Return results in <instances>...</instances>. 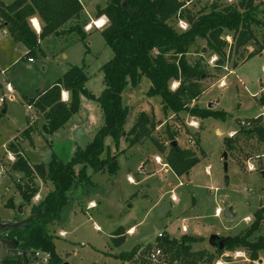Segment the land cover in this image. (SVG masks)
Segmentation results:
<instances>
[{"label":"rangeland","instance_id":"374dc122","mask_svg":"<svg viewBox=\"0 0 264 264\" xmlns=\"http://www.w3.org/2000/svg\"><path fill=\"white\" fill-rule=\"evenodd\" d=\"M188 1L194 13L200 9L209 10L213 3L225 5L239 2ZM257 2L260 3L257 17L264 20V0ZM180 24L178 21V27L183 29ZM257 29L261 37L262 30ZM0 30V69H10L7 73L15 87V92L9 93L4 75L0 73V98H5V102L1 103L5 112L0 117V169L5 170L0 174V222L7 223L30 217L32 204H39L54 189L50 181L38 178L36 182L40 190L32 204L22 199L16 184L23 182V174L12 172V161L7 157L6 147L11 140L18 134L20 136L30 123L34 127L33 141L23 138L18 144L32 164L47 160L50 147L55 150L56 146L57 149L60 147L58 155L68 160L77 149L90 143L104 125L99 103L82 95L79 113L71 118L69 127L62 128L58 133V136L66 139L74 136L75 140L70 139L65 143L50 141L53 134L42 133L44 119L35 108H29L26 97L34 96L38 88L45 89L54 83L70 63L87 65V88L96 96L101 95L105 87L101 67L113 57V51L102 34L93 30L85 41H78L67 48L68 57L66 53H61L64 41L48 38L41 45L44 54H37L34 62H29L23 58L21 51H14L8 31L4 28ZM226 40L229 44L233 43L232 36ZM251 50L253 47L247 52ZM232 51L230 59L221 67H217L218 57L212 54L205 39H199L188 54L192 62L204 58L210 72V76L202 81L204 92L192 105L222 110L226 112L222 118H197L188 111L165 110L161 95L148 93L151 87L149 77L142 76L135 83L129 82L123 92V103L129 109L124 123L126 131L135 124L138 115L145 112L160 122L153 137L163 142L167 151L171 144L168 131H171L176 135L174 141H177V145L196 150L201 146L204 153H199L200 161L188 175L178 176L168 164L165 171V155H161L152 138L134 145L123 138L117 148L113 138L108 136L103 156L119 153L115 174L108 169L95 174L90 168L89 174H94L91 178L94 182L91 180L92 183L83 185L82 189L79 182L72 186L68 191L66 210H63L60 221L52 226L57 236V252L63 262L179 264L164 253L155 262L147 257L146 246L154 244L158 234L165 232L172 238H180L184 234L202 238V241L193 244V249L202 246L210 248L208 250L215 256L212 264H219V261L221 264H250L251 261L247 262L244 258H249V254L243 248L237 251L243 252L244 256L236 257V251L219 253L210 243L213 235L226 239L243 233L252 224L255 212L261 208L264 210V205L261 207V202H264V145L256 135L247 131L252 120L264 113L260 103L264 95V51L237 67L233 65L242 59L234 49ZM178 84L174 81L171 88L175 89ZM226 138H231L229 146L225 143ZM156 155L162 156V163H157ZM129 177L135 182L130 181ZM173 194L177 200L172 199ZM10 198L14 201V208L6 205ZM92 201L97 206L91 209ZM226 204L234 213L232 217L224 215ZM217 208L222 210L219 215ZM132 226L133 233L124 234L123 242L116 244L117 230L122 228L126 231ZM184 227H187V232ZM61 232H65V235H61ZM259 236H264V220L251 239L256 240ZM135 246L140 247L136 256L126 261L116 257ZM142 259L145 260L142 262ZM258 259L263 263L256 264H264V250Z\"/></svg>","mask_w":264,"mask_h":264},{"label":"trees","instance_id":"16d2710c","mask_svg":"<svg viewBox=\"0 0 264 264\" xmlns=\"http://www.w3.org/2000/svg\"><path fill=\"white\" fill-rule=\"evenodd\" d=\"M188 2L107 0L106 5L99 7L96 12L97 18H108V24L101 30V34L113 51V57L101 67L105 84L101 95L96 96L87 88L89 76L84 63L71 64L55 83L38 90L34 96L26 97L28 106L42 115V130L46 134H53L64 127L80 111L82 95L99 103L104 125L95 133L90 143L77 149L68 160L51 148L47 160L32 164L18 144L23 138L33 141L34 127L30 123L20 136L11 140L7 146V150L15 156L11 170L23 174L24 178L23 182L16 184L22 199L32 204L40 190L36 182L38 178L50 181L54 189L39 204H32L30 216H35L34 219L5 234L9 239L17 238L20 249L29 254L3 259L4 264H29L33 252L39 249L51 252L50 264L63 263L57 252V236L52 226L60 221L63 210H66L68 191L72 186L79 182L82 189L83 185L92 183L90 168L93 173L108 169L115 174L119 153L103 156L108 136L113 138L117 148L123 138L131 145L152 138L158 151L165 155L166 163L178 176L188 175L200 161L197 150L173 145L176 135L171 131H168L171 144L167 151L166 145L153 137L160 122L145 112H141L135 124L126 131L124 123L129 109L123 103V92L130 81L135 83L142 76H147L151 80L148 93L160 94L165 110L188 111L198 118L225 117L226 112L222 110L192 105L204 92L202 81L210 76V72L204 58L200 57L192 62L188 54L199 39H205L212 54L218 57L217 67L223 66L230 59L232 49L242 61L250 59L264 51V20L257 17L260 5L257 0H239L237 4L225 5L213 3L209 10L200 9L197 13L188 6ZM33 17L39 19L40 32L31 23ZM178 21H185L187 28L180 29ZM87 26L81 0H14L9 4L0 0V28L5 27L16 43L23 44L28 49L24 54L27 58L44 54L41 41L48 37L61 39L65 42V48L78 41H85L88 36ZM257 27L262 30L261 37L258 36ZM228 36H232V44L226 40ZM250 47L253 50L247 52ZM88 51L87 46L86 52ZM240 63L235 62L233 66L237 67ZM174 81L179 84L172 89ZM63 90L69 92L68 101L62 99ZM260 103L264 105V95L261 96ZM3 109L4 106L0 104V117ZM247 131L256 135L264 145V114L254 118ZM230 139H225L227 146L230 145ZM196 145L199 143L196 142ZM203 153L201 150V154ZM6 205L14 208L12 198ZM254 216L252 224L243 233L227 237L224 248H217L216 251L223 253L243 248L249 254L250 264L258 260L259 252L264 250V236H259L256 240L251 237L264 220L263 208L256 211ZM117 232L118 238L114 242L121 244L124 231L119 228ZM202 240L190 234H184L180 238L165 235L158 237L155 244H148L146 247L149 252L153 246H159L170 260L179 264H212L215 259L212 252L193 249V244ZM139 249L140 247L135 246L131 251L122 252L116 257L126 261L136 256ZM143 260L145 259L142 262Z\"/></svg>","mask_w":264,"mask_h":264},{"label":"crops","instance_id":"0c3cea01","mask_svg":"<svg viewBox=\"0 0 264 264\" xmlns=\"http://www.w3.org/2000/svg\"><path fill=\"white\" fill-rule=\"evenodd\" d=\"M4 3H6V4H9V2H10V0H2ZM82 1V3H83V5H84V14H85V17H86V19H87V21H88V26L86 27V31H87V33L88 34H90L93 30L94 31H96V32H98V33H101V30L108 24V18L106 17V16H101V17H99V18H97L96 17V12H97V9L99 8V7H103V6H105L106 5V2H107V0H81ZM34 19H36L37 21H38V26H35V22H33V20ZM98 21H101V25L102 26H99L98 24H96ZM31 23H32V25H33V27L35 28V30L37 31V32H40V30H41V26H40V22H39V19L37 18V17H33L32 19H31ZM104 23V24H103ZM4 29H6L5 27H3ZM0 29H2V28H0ZM7 30V29H6ZM1 31V30H0ZM8 31V30H7ZM9 33V32H8ZM2 35V33L0 32V36ZM9 37L12 39V41H13V45H14V51H21V53L23 54V58H27V57H25L24 56V54L28 51V49L26 48V51L24 52L22 49H21V44H18V43H16L14 40H13V38L10 36V34H9ZM48 38H51V37H48ZM48 38H46V39H48ZM46 39H44L43 41H41V45H42V43L46 40ZM62 51H61V53H66L67 55H66V57H68V53H67V51H68V49L67 48H65V44L63 43V45H62ZM69 48V47H68ZM66 50V51H65ZM28 60L30 59V58H27ZM249 59H247V60H245V61H241V63H240V65L241 64H243V63H245L246 61H248ZM29 62H34V59L32 60V61H30L29 60ZM71 64H73V63H70V65ZM70 65L68 66V67H65L66 69H65V71H63L64 73L69 69V67H70ZM7 68V67H6ZM10 69L9 68H7L6 69V71L8 72ZM64 70V69H63ZM6 72V73H7ZM63 73V74H64ZM3 76V75H2ZM63 75H61L60 77H62ZM4 77V80H8V81H10V77H9V75H8V73H7V75L6 76H3ZM60 77H58L57 79H56V81L60 78ZM55 81V82H56ZM11 82V81H10ZM54 82V83H55ZM88 83V82H87ZM53 84V83H52ZM51 84V85H52ZM14 86V85H13ZM50 86V85H49ZM48 86V87H49ZM14 89H15V87H14ZM38 90H41L40 88H38L37 89V91ZM36 91V92H37ZM36 94V93H35ZM62 99L64 100V101H68L69 100V92L68 91H65V90H63L62 91ZM263 107H264V105H263ZM102 110V109H101ZM79 113V112H78ZM264 114V113H263ZM198 118V117H197ZM69 121H71V119L69 120ZM69 121L66 123V125H64V127H62V128H66V127H69ZM103 126V125H102ZM62 128H60L59 130H57L55 133H53V138L52 139H49L50 141H55L56 143H61V142H66V141H68V140H70V139H74V136H70V137H67V139H66V137H64V136H58V133H60V131H61V129ZM99 130V129H98ZM43 131V130H42ZM42 133H44V132H42ZM46 134V133H45ZM19 135V134H18ZM32 135H33V133H32ZM56 135V136H55ZM17 136V135H16ZM75 140V139H74ZM73 141V140H72ZM192 141V140H191ZM52 144V143H51ZM6 146H4L3 148H5ZM51 148L52 147H50V151H51ZM60 148V147H59ZM59 148L57 149V146H56V151L58 152L59 151ZM196 150V149H195ZM202 149H201V146L199 147V150H197V153L199 154V153H201L200 151H201ZM199 151V152H198ZM162 155V154H161ZM161 155H156V161H157V163H162V156ZM160 160V161H159ZM164 166H165V171H167L168 170V165H167V163L165 162L164 163ZM170 167V166H169ZM171 168V167H170ZM172 169V168H171ZM173 170V169H172ZM99 173H104V172H99ZM96 174V173H95ZM92 176L94 175L93 173L91 174ZM132 178V177H131ZM133 179V178H132ZM93 181V180H92ZM94 182V181H93ZM135 182V181H134ZM175 196V195H174ZM175 200V199H174ZM176 200H177V198H176ZM97 206V204H96V202L95 201H92L91 202V204H90V206H89V208H94V207H96ZM222 211V210H221ZM133 231H134V226H132V227H130L129 229H127L126 231H124V234H126V233H128V234H132L133 233ZM188 230H187V227H186V231L185 232H187ZM66 232V231H65ZM165 233V232H164ZM123 234V235H124ZM166 235V234H165ZM114 237H116V236H114ZM113 237V238H114ZM157 239H158V237H157ZM157 241V240H156ZM156 243V242H155ZM154 243V244H155ZM199 243V242H198ZM151 244H153V243H151ZM201 244V243H200ZM201 249H206V250H208V249H210V248H208V247H205V246H202V247H198V248H196V250H201ZM209 251V250H208ZM236 252H240V251H236ZM261 252H262V250L259 252V256L261 255ZM236 255V254H235ZM242 257V256H244V254H243V252H240V255L239 256H236V257ZM245 258V260L247 261V262H250L251 260H250V258H248V257H244ZM263 263V261L262 260H260V259H258V260H256V261H253V264H256V263ZM219 263H221L220 261H219ZM224 263V262H223ZM222 263V264H223ZM225 264H230L229 262L228 263H225Z\"/></svg>","mask_w":264,"mask_h":264},{"label":"water","instance_id":"95a60500","mask_svg":"<svg viewBox=\"0 0 264 264\" xmlns=\"http://www.w3.org/2000/svg\"><path fill=\"white\" fill-rule=\"evenodd\" d=\"M21 49L25 52L26 48L23 44H21ZM213 105V104H212ZM211 105V106H212ZM5 109H3V113ZM173 145H177V141H173ZM225 159L227 158V153H225ZM227 168V164L225 165ZM264 205V202H261V207ZM224 215L226 217H232L234 213L230 209V205L226 204L224 208ZM35 216H30L23 220H16L14 222H7L2 223L0 222V260L22 256L29 254L27 251L21 250L19 247V241L17 238L9 239L5 237L9 231L13 230L14 228L22 227L27 221L34 219ZM210 243L215 248L223 249L226 243V239L221 235H213ZM62 264H70L69 262H63Z\"/></svg>","mask_w":264,"mask_h":264},{"label":"built area","instance_id":"2783aa9c","mask_svg":"<svg viewBox=\"0 0 264 264\" xmlns=\"http://www.w3.org/2000/svg\"><path fill=\"white\" fill-rule=\"evenodd\" d=\"M180 22H181V24H180L181 27L183 29H186L188 24L185 21H180ZM29 60L32 61L33 58H30ZM6 72H7L6 70H1L0 69V73L2 75L6 76L7 75ZM5 87H6V89H7V91L9 93L13 94L15 92L14 86L8 80H5ZM4 102H5V98L1 97L0 98V104L4 103ZM29 108H32V107L29 106ZM6 151H7V157L9 158L10 161L13 162L15 160L14 154L12 152L8 151L7 147H6ZM3 172H5V170L4 169H0V174H3ZM129 180L130 181H134L131 177H129ZM245 190H247V189H245ZM172 199L176 200V196H174V194L172 195ZM221 212H222L221 209L217 208L216 213L219 215V214H221ZM184 231H186V227H184ZM61 235H65V232H61ZM164 236H165L164 232H160L158 234V237H160V238H162ZM162 254H163L162 249L159 246L155 245L149 250V252L147 254V257H148L149 260L155 262V261L159 260V258L162 256ZM239 255H240V252H237L236 256H239ZM51 259H52V255H51L50 251L44 250V249H39V250H36L35 252H33L29 264H50ZM0 264H4L3 260H0Z\"/></svg>","mask_w":264,"mask_h":264},{"label":"bare ground","instance_id":"6f19581e","mask_svg":"<svg viewBox=\"0 0 264 264\" xmlns=\"http://www.w3.org/2000/svg\"><path fill=\"white\" fill-rule=\"evenodd\" d=\"M33 22H35V26H38V21H37L36 19H34ZM96 24H98L99 26H102V25H101V21H98ZM103 24H104V23H103ZM35 26H34V27H35ZM219 264H221V263H219Z\"/></svg>","mask_w":264,"mask_h":264}]
</instances>
